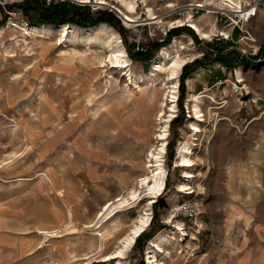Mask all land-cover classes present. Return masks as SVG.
Returning a JSON list of instances; mask_svg holds the SVG:
<instances>
[{
    "label": "rangeland",
    "instance_id": "1",
    "mask_svg": "<svg viewBox=\"0 0 264 264\" xmlns=\"http://www.w3.org/2000/svg\"><path fill=\"white\" fill-rule=\"evenodd\" d=\"M45 1L84 7L94 19L112 14L118 20L114 26L105 21L89 27L66 22L50 26L111 27L121 37L136 73L149 72L163 49L171 53L175 38L185 44L183 54L197 55L185 65L205 54L211 60L185 76L182 100L185 65L179 73L176 114L168 124L163 189L147 208L149 195L144 188L140 196L137 193L138 199L119 208L110 221L116 209L100 218L101 209L120 194L131 199L126 195L129 188L148 173L142 164L156 133L155 116L163 94L160 84L166 74L158 75L156 87L141 86L148 98L144 108L137 100L138 88L125 87L120 72L100 67L104 53L99 48L76 47L92 59L89 65L64 60L59 34L48 41L21 30L23 25H49L28 22V16L38 18L39 9L25 15L8 7L25 0H0L4 12H0V27L7 25L0 31V264H107L102 257L117 249L118 241L145 209L150 213L146 231L151 237L142 240L143 248L133 246L121 264H148V243L164 234L174 240L170 254L159 255L158 264H220L227 257L226 242H238L245 227L264 225V3L257 6L256 17L238 27L230 8L206 5L196 18L206 29L214 24L217 31L201 39L184 26L166 32L170 18L163 14L166 3L204 0H137L138 22L128 25L111 6ZM245 1L244 8L255 2ZM146 5L157 19L146 20ZM9 22L17 26L8 28ZM181 28L185 29L167 42L168 35ZM138 36L147 47L142 58L134 55L141 53L132 42ZM252 36L257 38L256 51L249 45ZM14 37H18L15 45ZM225 43L231 46L224 48ZM221 48L222 53H237L246 63L226 69L214 62ZM237 69H241L243 82ZM189 79L194 81L188 84ZM199 93L205 95L200 108L204 121L197 122L202 132L194 141V165L190 167L194 177L186 180L183 168L175 166L177 146L189 133L188 123L195 121L189 116L188 96ZM155 94L158 98L152 99ZM181 183L189 184L192 191L179 192ZM188 203L196 208L195 219L179 212ZM100 232L102 236L97 235Z\"/></svg>",
    "mask_w": 264,
    "mask_h": 264
},
{
    "label": "bare ground",
    "instance_id": "2",
    "mask_svg": "<svg viewBox=\"0 0 264 264\" xmlns=\"http://www.w3.org/2000/svg\"><path fill=\"white\" fill-rule=\"evenodd\" d=\"M69 1L79 2L81 4L83 3L87 5L95 4L99 6H111L118 12V14L121 15L126 25L135 24L138 22L139 4L137 0ZM142 1L145 2L146 0ZM204 1L206 2L207 6L217 5L220 9H224V6L228 7L231 9L230 12L236 14L237 17L244 19L248 18V20H251L258 14V10L254 4L249 5V8H244L247 4V1L245 0ZM243 2L245 3V6L243 5ZM145 7L146 15L148 18L146 20H154L158 18L157 16H155L154 10L151 7H149L148 5H146ZM151 24H157V22H152ZM10 26L17 25H15L14 23H10L8 28ZM23 26L24 27L21 28L23 32L27 30L30 35H33L36 38H48V41L51 40V36L59 34L62 37L59 39L60 42L62 41V43H64V46L62 47L63 52L61 53V56L64 58V60H78L81 63L89 65L92 63V59L86 56L83 52L80 53L79 51H77L76 47L88 46V49H91L93 47L99 48L100 51L104 53V56L99 59L100 67H107L120 72L121 76L125 78V87H133V89L138 88L139 94L137 100L140 105L145 106L144 108L147 107L145 105V102L148 98L146 95V91L144 92L141 86L156 87V80L158 79V75L161 73L166 74L165 79H163L160 84V89L163 90V94L160 100L157 114L155 116L156 133H154L153 142L147 152L146 160H144V163L142 164L144 169L148 173L140 177L139 180L136 181L135 185L129 188L126 195H131V199L125 196L124 194L116 196L113 200L107 202L105 204V207L101 209L100 218L104 216V213L107 212L109 209L115 208L116 210L108 219L110 221H113L116 214L120 211L119 208H122L130 200H135V198L137 197V193H139L138 195L140 196V191L144 188L145 191L148 192L147 194L149 195L147 200V202L149 203H147L145 207L149 208L150 204L153 202L152 200L156 198V196L161 192L164 185V176L166 170L163 166V161L164 154L166 152V142L169 136L168 124L171 121V118H173L176 114L175 101L177 97L179 73L182 67L185 64L193 61L197 55L195 56L183 54L181 50L185 49L186 46L184 43L180 42L178 38H175L174 42L171 45V47H173V51L169 53L168 49H163V51L159 54L158 57H156L155 61L153 62L150 71L147 73L139 74L133 71L132 69V66L127 56L126 48L123 45L121 37L118 35L117 32L111 30V27L109 26H95L89 29H82L68 24H62L58 26ZM205 27L206 26L199 24V21L197 19L192 22L193 30L198 36H200L201 39H208L217 31V28L214 24L210 25V28L207 27L208 29H206ZM5 28H7V25L0 27V31H3ZM225 34L227 35L226 32H222V35ZM17 38L18 37H14L11 39L13 41L12 44L15 45V40ZM23 41L27 43V39H24ZM188 41L192 43V39L190 37H188ZM18 43L19 42L16 41V44ZM249 45H251V48L256 51L255 49L256 46L258 47V44L257 38L255 36H252V38L249 40ZM237 74L239 76V81L243 82L241 76V69H237ZM193 81V79H189L188 84L192 83ZM236 84L233 85L235 88H238ZM157 95L155 94L152 99L158 98ZM129 96L131 97L132 95L130 94ZM204 97L205 95L203 93L189 94L187 99L189 116L195 121H190L188 123V131L189 133L192 132V134L189 135L188 133L186 135V139L184 141H182V139L177 146V158L175 165L176 167L183 168L182 177L186 180H189L194 177V175L190 171V167L194 165V161L192 159L194 155L193 147L197 145L194 141L198 140L197 138H195V136H197L198 133L202 132V129L197 124V122L204 121V118H202L204 115L200 109L201 104H203ZM152 99L150 100L152 101ZM211 101L214 102V100H212V97ZM64 132V129L60 131L59 136H62ZM178 188L179 192L190 193L192 191V188L187 183H181L180 185H178ZM142 192H144V190ZM148 211V209H145V212L137 218V220L134 222V225L129 229L128 233L118 241L117 249L114 250L112 253L103 256L101 259L102 262H105L107 264H121V259L124 258L127 252L132 249L136 242V239L141 234H143L149 227L148 224L150 221V213H148ZM41 233L48 234L49 232L41 231ZM97 235L102 236L101 232ZM173 240V236H169L166 234L158 235L155 238L151 239L148 243V247L146 248L147 263L158 264L159 255L170 254L169 249L173 245Z\"/></svg>",
    "mask_w": 264,
    "mask_h": 264
},
{
    "label": "trees",
    "instance_id": "3",
    "mask_svg": "<svg viewBox=\"0 0 264 264\" xmlns=\"http://www.w3.org/2000/svg\"><path fill=\"white\" fill-rule=\"evenodd\" d=\"M41 1V3H40ZM9 10L11 11L14 7L20 9L23 14L28 15L29 11L34 9H39L40 14L38 18L35 20L34 18H31L28 16V22L33 23H39V24H49V25H56L61 23H75L76 25L80 27H89L96 25L100 21H105L109 23L110 25H115L116 22H118L117 18H115L112 14H103L98 16L96 19L92 18V15L89 13L88 10L83 9L84 7L78 6V5H68L67 2L61 1L54 3L53 1H50L49 4H46L45 0H25L23 4L19 5H11L8 6ZM71 8H73L71 10ZM0 12L1 14H4L3 8L0 6ZM69 17V18H68ZM5 18V16H4ZM1 23V22H0ZM185 28L176 29L171 32V34L168 35L167 42L171 39L172 36L179 35L180 31H183ZM190 30V29H189ZM192 31V30H191ZM192 33V32H191ZM193 38L197 39V37L192 33ZM157 46H160V44H157ZM230 43H225L224 48L230 47ZM155 48V47H154ZM153 48V49H154ZM221 49L216 50V56L214 57L213 61L218 62L221 65H223L226 69L235 68L236 66H241L244 63H246V59L243 58L240 60L238 58V54L235 52H229V53H222ZM129 51V54L133 56L132 50L130 48H127ZM152 51V50H151ZM264 51V45L262 46L261 52ZM150 52V51H149ZM136 57H144L147 55V53H137L134 54ZM236 55V56H235ZM207 54L204 55V58L201 60H196L192 65H185L182 72V82L180 85L181 90V100L184 96V83L183 79L186 75H188L190 72L193 71L195 66L199 65H205L207 64L211 59L209 58ZM181 106V101H180ZM179 120V119H178ZM176 120L175 122H177ZM154 220V219H153ZM153 223H151L150 226H152ZM151 236H149L148 232L145 231L143 234H141L136 242L133 248L140 247L143 248L141 245L142 240H148ZM142 264V263H141Z\"/></svg>",
    "mask_w": 264,
    "mask_h": 264
},
{
    "label": "built area",
    "instance_id": "4",
    "mask_svg": "<svg viewBox=\"0 0 264 264\" xmlns=\"http://www.w3.org/2000/svg\"><path fill=\"white\" fill-rule=\"evenodd\" d=\"M164 1V0H161ZM264 1L263 0H255L254 5L257 8V6L263 5ZM204 1H195V2H189L184 5H178L174 3H166L167 10L163 14V18H170L169 22V27L167 28L166 32L170 29L179 27V26H184L188 27L190 29L192 28V22L196 20L200 14L204 12V10L207 8ZM223 11V10H222ZM233 13V12H231ZM234 14V13H233ZM220 16H224V14L221 12L219 13ZM251 17V16H250ZM229 19V18H228ZM251 19V18H250ZM248 18H240L237 17L236 14H234V20L233 24L234 26L238 27L239 23H242V21L247 22ZM216 37V36H213ZM223 37V36H222ZM230 36H224L225 40L230 39ZM232 41V38H231ZM132 42L135 46V51L137 52H143L146 50V46L144 43L141 42V36H138L137 38H133ZM146 47V48H145ZM181 214L186 219L192 220L195 219L197 216L196 208L193 204H183L179 210Z\"/></svg>",
    "mask_w": 264,
    "mask_h": 264
},
{
    "label": "crops",
    "instance_id": "5",
    "mask_svg": "<svg viewBox=\"0 0 264 264\" xmlns=\"http://www.w3.org/2000/svg\"><path fill=\"white\" fill-rule=\"evenodd\" d=\"M249 228L242 229L238 242H226L227 257L220 264H264V225L254 223Z\"/></svg>",
    "mask_w": 264,
    "mask_h": 264
}]
</instances>
